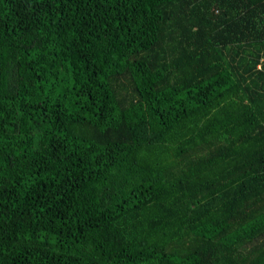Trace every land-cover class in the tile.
I'll use <instances>...</instances> for the list:
<instances>
[{
	"label": "trees",
	"instance_id": "1",
	"mask_svg": "<svg viewBox=\"0 0 264 264\" xmlns=\"http://www.w3.org/2000/svg\"><path fill=\"white\" fill-rule=\"evenodd\" d=\"M0 264H264V0H0Z\"/></svg>",
	"mask_w": 264,
	"mask_h": 264
}]
</instances>
